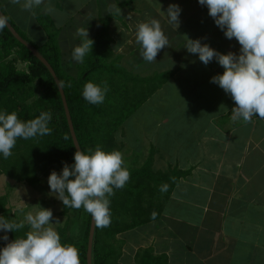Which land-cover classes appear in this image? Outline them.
I'll use <instances>...</instances> for the list:
<instances>
[{
	"label": "trees",
	"instance_id": "1",
	"mask_svg": "<svg viewBox=\"0 0 264 264\" xmlns=\"http://www.w3.org/2000/svg\"><path fill=\"white\" fill-rule=\"evenodd\" d=\"M131 1H117L111 11L104 9L103 15L99 12L93 20L81 24L80 27L88 28L89 36L94 41L92 52L85 57L84 63H78L72 57L63 55L60 43L62 29L54 24L48 14L39 11L35 14V19L45 31L44 38L36 41L14 24L0 4V10L14 29L53 68L63 88L81 150H94L97 145L106 151L130 150L128 156L123 155L131 174L130 180L123 189H114L115 194L110 197V226L101 229L95 225L92 264H125L126 255L122 251L125 241L117 235L158 220L174 186L191 172L190 168L180 169L171 164H167L164 169L158 167V161L163 159V155L157 144L151 141L149 133L145 143L140 135L134 134V142L128 140L129 148H126L127 143L123 139L118 140L119 135H126L123 133L126 128L133 131V124L138 122L137 119L131 120L132 116L137 114L144 102L169 81L175 72L173 69L153 70L158 60L151 63L144 61L140 54L141 45L138 43L137 46L133 44L130 58L125 65L122 64L123 54H117L112 45L115 40L111 21H122L123 16L119 12L128 7ZM72 42L76 46L81 38L75 36ZM18 64L24 66L21 68ZM140 69L144 72L139 71ZM88 81L101 86L107 82L109 91L102 104L93 105L83 98V86ZM3 110L15 111L25 121L35 118L41 112H51L49 127L52 131L46 136L29 140L18 139L12 155L7 159L0 154V175L35 186L39 177L49 176L53 170L61 172L65 162L69 165L74 163L76 149L57 86L46 66L7 27L0 31V111ZM7 203L8 194L0 195V216L12 220ZM69 211L76 216L83 212L86 215L81 239L74 240L69 235V220L63 226L57 227V231L63 244H72L78 248L81 264H86L91 215L83 208L77 210L63 205L61 213L67 214ZM181 222L182 225L188 224ZM28 230L29 226L25 224L24 228L16 232L9 231V241L25 236ZM7 242L0 239V248ZM171 243L163 245L161 249H156L153 245L139 246L132 254L131 263L185 264L184 258L174 254L181 246H177L176 241ZM210 243L197 242L195 248L203 251L210 247ZM186 247L195 252L191 245ZM188 255L193 254L189 252Z\"/></svg>",
	"mask_w": 264,
	"mask_h": 264
},
{
	"label": "clouds",
	"instance_id": "2",
	"mask_svg": "<svg viewBox=\"0 0 264 264\" xmlns=\"http://www.w3.org/2000/svg\"><path fill=\"white\" fill-rule=\"evenodd\" d=\"M206 5L215 24L224 31L226 38H235L240 45L239 54L221 53L200 39H191L187 35L185 48L189 53L198 54L205 65L216 59L224 71L211 78L226 94H229L235 106L231 119L250 123L253 116L264 119V0H198ZM22 11L35 15L34 9L44 5V13L55 16L56 10L45 0H11ZM120 11V9H116ZM181 9L170 4L167 17L170 24L179 26ZM8 26V20L0 15V31ZM77 35L81 42L76 45L71 57L78 63H84L85 57L92 52L94 41L88 28L80 27ZM136 41L141 45V56L146 62H155L157 54L169 46V40L162 30L158 19L151 18L137 25ZM109 91L107 82L103 86L88 81L83 86V98L90 104L104 102ZM222 106V105H221ZM51 112H41L27 121L21 120L15 111H0V154L5 159L12 155V149L18 139L29 140L37 136L51 134L49 122ZM130 171L119 150L106 151L100 145L95 149L82 151L77 147L74 163H64L62 171H51L48 184L52 195L62 201L64 207L81 209L89 213L98 228H106L111 223L110 197L114 189H123L130 180ZM162 191L164 189H161ZM25 221L29 230L23 237L9 241L7 233L25 227L24 222H15L0 216V239L8 241L0 248V264H81L79 250L72 244H63L58 231L53 227V211L39 207L33 214L28 212Z\"/></svg>",
	"mask_w": 264,
	"mask_h": 264
},
{
	"label": "crops",
	"instance_id": "3",
	"mask_svg": "<svg viewBox=\"0 0 264 264\" xmlns=\"http://www.w3.org/2000/svg\"><path fill=\"white\" fill-rule=\"evenodd\" d=\"M117 1L120 0H108L106 4L101 6H115ZM130 4L127 6H132V4L137 8L145 6L144 9L140 8L139 10H145L149 17L158 19L169 40V46H166L157 54L156 60L159 61L157 63L159 67L156 65L152 69H173L175 72L169 82L167 81L158 89L157 93L170 96L171 91L182 92L185 93L187 103H190L191 106L202 105V107L213 108V113L209 114L207 118L204 114L202 121H192L195 123L201 122V125L206 124L205 128H212L208 132H205V129L201 132L202 138L208 140L200 148L202 153L192 155L189 151H185L182 153L185 154L184 156L176 154L172 158L169 155L167 157L162 154V162L165 164L177 165L180 169L190 168L191 172L188 176L181 178L174 186L162 209L160 218L163 221L167 219L164 224L169 231L165 230L162 231L163 233H158L159 238H155L157 240L150 238L148 245L161 249L163 245H169L172 241H176L177 246H181L182 250L179 247L177 253L174 250L173 252L184 258L185 264H189V260H192L194 264H211L213 262L210 261L209 253L212 254L219 249L225 251V248L220 247H226L228 243L229 247L233 243L236 244V239L233 238L235 233L232 234V232L226 230V222L225 227L223 226V218L229 205L235 204L237 209L233 207L239 215L232 212V215H230V212H226L229 214L226 220L239 216L240 218H247L250 217V214L264 212V195L262 193L264 190H250L252 187L250 182L263 180V178H260L259 172L262 171L261 164L264 158V119L253 116L250 123H244L242 120L233 121L231 112L235 102L218 84L211 82L213 76L223 73V67L219 65L216 59L205 65L200 61L198 54L189 53L185 47L180 49L179 45L182 43L184 46L187 41L178 36L179 29L175 25L168 23L164 26L165 22L163 18H160V15L161 17L164 14L167 15L166 12L170 4H177L182 11L179 16L180 21L188 16L193 19V30L202 31L206 29L204 43L209 44L221 53L231 51L239 54L240 45L238 41L235 38L231 40L226 38L224 31L221 34L216 31L218 26L209 15L206 5H200L198 0H132ZM137 8L136 10H138ZM122 11H125V8ZM154 11L158 12L157 17L154 16L156 14ZM215 31L217 33H214ZM113 37L115 36L113 35ZM229 40L232 42L228 43ZM166 55H169V59ZM165 87L168 89L164 90ZM157 97L160 96L157 94ZM182 102L186 103L185 99ZM183 115L185 116V112ZM217 116L220 117L221 124L213 125ZM197 155L199 156L197 157ZM249 155L250 157H248ZM208 156H214L209 160V162H213V165H205L203 169L211 170L214 173L207 180L195 178L193 175H199L201 163ZM245 170L249 172H247L249 177L245 175ZM188 184L194 186L192 192L195 196L193 197L188 196L187 188H190ZM252 194L255 195L252 196ZM223 203L225 208L222 205ZM167 209L169 211H166ZM176 212H183V215L176 214ZM195 213L199 214V217ZM154 221L147 225L154 224ZM169 221H171L170 225ZM181 221L188 224L182 225ZM223 229H225L224 232ZM223 234L229 235L226 240L224 239V242L222 241ZM236 234H241V230L237 231ZM197 242L211 243L210 247L203 251L192 248L195 253L189 251L187 247L185 248L187 244H193L196 247ZM260 250H264V243L260 245ZM186 251L193 255L189 256ZM233 252L234 250H232ZM249 256L244 258L243 253L246 263L250 261L251 256ZM174 257L176 256L174 255ZM229 259L230 257L225 259L224 254H222L219 262L225 264ZM213 261L215 260L213 259ZM216 264L219 263L216 262Z\"/></svg>",
	"mask_w": 264,
	"mask_h": 264
},
{
	"label": "rangeland",
	"instance_id": "4",
	"mask_svg": "<svg viewBox=\"0 0 264 264\" xmlns=\"http://www.w3.org/2000/svg\"><path fill=\"white\" fill-rule=\"evenodd\" d=\"M107 2L108 0H45L46 4L50 3L56 10L55 16L51 14L48 15L53 20L54 24L62 29L60 33V43L62 45V52L64 56H69L71 58L72 50L75 47V43L72 42V39H74L75 36H78L77 29L80 28L81 24L89 22L90 19L93 20V17H95L99 12H101L103 15L107 9L109 11L112 10V7L114 6H102V9L100 10L101 5L106 4ZM0 4L4 8L7 15L14 22V24L17 25L21 30H23L27 36L36 41L44 38L45 31L35 19V15L27 11H22L20 6L13 5L11 3V0H0ZM144 7L145 6H140L141 9H144ZM43 8L44 5H41L40 7L34 9L35 14L37 11L44 12ZM136 8L137 6H133V4L132 6L125 7V11L119 12L121 17L123 16L122 21L115 19L111 21V25L113 27L112 34L115 36V41L112 45L117 54H123V65H125L124 63H126L131 56L130 48L133 46V44L134 46L138 45L135 38L138 23L145 22L151 19V17L147 15V12L145 10L141 11L139 10L140 8H137L138 10H136ZM154 13H156L154 14V16L156 15L157 17L158 12L154 11ZM181 13L182 11L180 12V14ZM160 18H163L165 22L164 26L169 23L167 15L164 14L162 15V17L160 15ZM177 28L179 29L177 34L179 37H182L183 40H186L185 35H187L191 39H200L204 43L206 37L205 33L207 31L206 29H203L202 31L193 30L192 18L190 19L187 16L186 18L182 19L179 23V27ZM216 31L220 34L221 32H223V30H221L219 27ZM216 31L214 33H217ZM182 39H180V41H182ZM229 42L232 41L229 40L228 43ZM185 45L183 46V44L181 43L179 45V48L183 49ZM166 56L169 59V55ZM157 63H159V61H157L156 64ZM18 66L22 68L24 64H18ZM139 71L144 72V70L142 69H140ZM167 89L168 88L165 87L164 90ZM157 92L158 90L154 95H152L144 102L142 107L139 108L137 114L132 116L133 119L131 120L134 121L137 119L138 124L136 122L133 124V131L132 129L127 128L123 131L124 134H129L128 138H126V135H119L118 140L123 139L127 143L126 148H129V142H134V134L140 135L143 143H145L146 136L150 134L151 141L155 142L160 153L164 154L167 157L169 155V157L172 158V156L176 154L184 156L185 154L182 153L185 151H189V153H192V155H194L195 153H202L200 151V148L208 140H206V138H202L201 132H203L204 129L205 132H208L212 128H205L206 124L201 125V122L195 123L192 121H202V118H204V114H206L205 118H207L209 114L211 115L213 113V108H207L205 106L202 107V105L191 106L190 103H187L188 101L186 99L187 97H185V93L182 92L171 91L170 96H163L161 93ZM157 94L160 97H157ZM184 99L186 103L182 102V100ZM184 112L185 116L183 115ZM214 121L215 122L213 125L221 124L220 117L218 116L214 119ZM129 153L130 150L127 149L123 150L122 152L124 156H128ZM198 156L199 155H197V157ZM212 157H205V160L202 161L199 168V175H193L195 178H203L207 180L211 177L214 172L211 170H204L203 168L205 165H213V162H209ZM248 157H250V155ZM161 160L158 161V164H160L158 165V167L164 169L167 163L165 164ZM261 167L262 171L259 172L261 175L260 178H263L264 180V158ZM247 172L246 170L244 171L245 175L249 177V172ZM48 177L49 176L39 177L38 184H36L35 186H30L26 183L17 182L13 179H10L6 175H0V195L5 193L8 194L7 205L10 207V218L12 220L24 222L25 224H27L25 221V216L28 212H32L33 214H35V212L39 210L40 206L44 208H50L53 211L52 222L55 223L57 220L60 221L59 223L54 224L53 227L57 230V227L63 226L65 222L69 220L71 224L69 235L74 240H80L83 233V227L85 224L84 222L86 220L85 213L83 212L80 216H76L72 211H69L67 214H62L61 212L63 209V203L62 201L57 199L55 195L50 194L51 190L48 184ZM263 180H260L259 182H257V180H253L252 182H250L252 185L250 190H264ZM188 186H190V188H187L189 193L188 196H195L192 192L194 186H191L189 184ZM184 191L187 192L186 189H184ZM262 193L264 195V191ZM253 195L255 194H252V196ZM222 205L225 208V204L223 203ZM233 206L237 209V206L235 204H232L229 205L228 211H226L230 212V215H232L231 212L237 213ZM166 211H169V209H167ZM226 212L223 218V226L225 227L226 222V230L232 232V234L235 233V237L233 238L236 239V244L233 243L229 247L228 243L226 247H220L225 248V251L219 249L217 252H213L212 254L209 253V257L211 258L210 261L214 264H216V262H218L219 264H224L222 262H219L221 260L222 254H224L225 259L230 257V259L225 262V264H264V250H262L263 252L261 250L259 251L260 245L264 243V212L261 211L257 212L256 214H250V217L247 218H240L239 216L231 220H226L229 217V214ZM179 213L183 215V212ZM179 213L176 212V214ZM195 215L199 217V214L195 213ZM237 215L239 214L237 213ZM164 221H167V219ZM164 221L160 218L158 221H154V224L152 223L150 225H143L138 229L126 231L117 235L119 238H122L125 241L122 248L123 253L126 255L125 264H132V254L139 246H147L149 244L150 238H159L157 235L158 233L165 230H167V232L169 231V229L165 227L166 225L164 224ZM170 224L171 221H169V225ZM169 225L167 226L170 227ZM224 230L225 229H223V232ZM240 230L241 234H236L237 231ZM3 235L4 232L0 231V236ZM227 236L226 234H223V242L226 240ZM191 247L195 248L193 244H191ZM232 250H234V254L232 253ZM243 253L244 258L248 255L251 256L249 263H246V261L244 260ZM213 259L215 261H213ZM189 264H194V262L192 260H189Z\"/></svg>",
	"mask_w": 264,
	"mask_h": 264
},
{
	"label": "water",
	"instance_id": "5",
	"mask_svg": "<svg viewBox=\"0 0 264 264\" xmlns=\"http://www.w3.org/2000/svg\"><path fill=\"white\" fill-rule=\"evenodd\" d=\"M0 15H3V12L0 10ZM6 17V16H5ZM8 30L11 32V34L18 40L20 41L22 44H24L29 50H31V52L34 54V56L41 61L46 68L48 69V71L50 72L56 86L57 89L59 91L60 97H61V101L63 104V109H64V113L66 116V120H67V124H68V128H69V132L74 144L75 149H77V147H80L73 129V125H72V121H71V117H70V113H69V109H68V105L66 102V98H65V94L63 91V88L60 84L59 79L57 78L53 68L51 67V65L48 63V61L37 51L35 50L29 43H27L20 35L19 33L14 29V27L11 25V23L8 21V26H7ZM94 228H95V223L94 220L91 216L90 218V224H89V230H88V239H87V250H86V264H92L91 262V252H92V241H93V234H94Z\"/></svg>",
	"mask_w": 264,
	"mask_h": 264
}]
</instances>
